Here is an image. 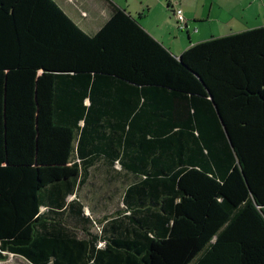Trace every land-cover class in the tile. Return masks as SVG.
<instances>
[{"label":"trees","instance_id":"trees-1","mask_svg":"<svg viewBox=\"0 0 264 264\" xmlns=\"http://www.w3.org/2000/svg\"><path fill=\"white\" fill-rule=\"evenodd\" d=\"M95 170L121 183L99 220L79 196L90 184L98 202L112 199ZM9 256L264 264V25L177 57L121 8L88 33L56 0H0Z\"/></svg>","mask_w":264,"mask_h":264},{"label":"crops","instance_id":"crops-1","mask_svg":"<svg viewBox=\"0 0 264 264\" xmlns=\"http://www.w3.org/2000/svg\"><path fill=\"white\" fill-rule=\"evenodd\" d=\"M56 1L67 12V14L82 29H84L88 33L96 32L104 24V22L109 18L110 14L112 13V11L115 7L127 10L130 14L133 15V13L131 11H129L128 7L123 5V3L120 2L119 0H99V1H101V5L102 6L104 5V6L99 7L98 9L93 8L94 6H96L94 4V2H95L94 0H56ZM154 1L155 0H153V2ZM156 1L158 2V3H156V8H158L162 12L163 11V3L160 0H156ZM169 1L172 4L171 9L173 12L172 13L173 16L169 17V21L173 17H174L173 20L175 19L177 21L175 14H174V11L176 8L182 9L184 12V15L186 18V29H187L188 38H189L188 41L182 40L183 37H180L179 35L175 36L174 38L168 37L166 35V38H165V34H167V33L166 32L162 33L164 31V29H162V28H164V26H167L170 28V26H171L167 22L168 18H167L166 14L163 17L162 16H154L153 17L156 20V22L158 23V25L161 26V30L154 29L155 27L153 25L156 22L150 21V17H151V13H152V5H151L152 3L150 0H140L139 1L142 8L149 7V10L151 12V13L148 12L147 15H144V17L142 18V20L140 22L146 31H148L156 40L161 42L166 48H168L177 57H179L190 46L197 44V43H200V42H203V41H206V40H209L210 37L214 38V37L227 36V35H231L233 33L246 31L248 29L257 28V27H261L264 25V23L250 24L249 22H246V25L244 27H239L237 30H234L231 27L229 29V31H224L220 35L212 34L209 38L203 39V38H205V35H204V31L202 30V28H198L197 27L198 25L194 26L193 25L194 22L192 21V19H188V17L189 18L192 17L193 19L196 20L195 22H197L198 20L196 19V15H193V16L189 15L188 14L189 12L187 13L185 8L181 5V1L177 0L179 2V4H178V2L173 3L172 0H169ZM126 2H127V0L125 1V3ZM251 4H255V2L253 0H251ZM256 4H258V3H256ZM102 9H103V11L106 10L105 14H103V15L99 14V16L102 18V20L97 25H95L94 27H92V26L90 27L91 24H89L88 19L91 18V15H96L95 12H98V10L100 11ZM263 15H264L263 10L260 13H258V17H260V19H261L260 22H264L263 21L264 20ZM133 16H135V15H133ZM177 23H178V21H177ZM191 32H193V34ZM177 40H181V44H177ZM99 168H101V170H104L102 165ZM90 183H91V181H90ZM95 185L105 189L108 193V196H111L112 199H110V200L105 199V202H103V203L98 202L95 199L96 197L94 196V194H92V192H91L92 186L90 184L89 185L86 184L85 186L82 187V189L79 191V196H80L81 200H83V202L86 206V213L90 214L94 219L99 220V219H102L106 214H108V212H113L116 209V207L118 205V197H116L113 194V192H114L115 188L121 186V183H120V181L116 180L112 184H108V181L106 179H104V180H100L99 182L96 181ZM72 198H73V196L71 197V199ZM100 207H101V209H100ZM93 231L95 232L96 229H93ZM14 257H16V256H14ZM18 258H21V257H18ZM23 260H25V259H23ZM4 261H0V262H4Z\"/></svg>","mask_w":264,"mask_h":264},{"label":"rangeland","instance_id":"rangeland-1","mask_svg":"<svg viewBox=\"0 0 264 264\" xmlns=\"http://www.w3.org/2000/svg\"><path fill=\"white\" fill-rule=\"evenodd\" d=\"M94 9H98L99 7H103L101 5V1L94 0ZM123 3V5L127 6L129 11L135 15L140 21L142 18L140 16L147 15L148 12H150L149 7L142 8L140 5V0H119ZM151 1L152 5V13L150 17L151 22H156V20L153 18L154 16H164L167 15V22L171 25L170 28L167 26H164V32L165 38L166 35L168 37L174 38L175 36L179 35L180 37H183L182 40L188 41V33L186 27L184 29L179 26L177 21L173 18L169 21V17L173 16L172 9L168 8V0H160L163 3V11L161 12L158 8H156V3H158L156 0L153 2ZM173 3H176L178 1H181V5L185 8L186 12L193 16L196 15V20L192 17L188 19H192L194 22L193 25H198V28H202L204 31L205 38H209L212 34L214 35H220L224 31H229V29L232 27L234 30H237L239 27H244L246 25V22H249L250 24L253 23H264L260 22L261 19L258 17V13H260L262 10L264 11V0H253L255 4H251V0H172ZM258 3V4H256ZM179 4V2H178ZM88 5V4H87ZM180 5V6H181ZM187 8V9H186ZM188 10V11H187ZM245 10V11H244ZM106 10H98V12H95L96 15H91V18L89 20L90 27H94L97 25L102 18L99 16V14H105ZM264 16V15H263ZM255 18V19H254ZM264 21V20H263ZM160 23V22H159ZM155 28L161 30V26L158 25L156 22L153 25ZM193 34V32H191ZM202 37V36H201ZM211 38V37H210ZM209 38V39H210ZM177 44H181V40H177ZM73 161V160H71ZM96 174L93 176L94 181H100L104 180L105 174L100 170L98 172L95 171ZM101 209V207H100ZM97 223V227L100 226ZM0 264H29L27 261L23 260L22 258L10 256L7 260L4 262H0Z\"/></svg>","mask_w":264,"mask_h":264},{"label":"built area","instance_id":"built-area-1","mask_svg":"<svg viewBox=\"0 0 264 264\" xmlns=\"http://www.w3.org/2000/svg\"><path fill=\"white\" fill-rule=\"evenodd\" d=\"M175 17L178 21L179 26L183 29L186 27V18L182 9L176 8L174 11Z\"/></svg>","mask_w":264,"mask_h":264}]
</instances>
